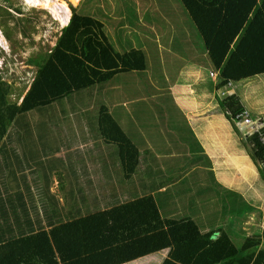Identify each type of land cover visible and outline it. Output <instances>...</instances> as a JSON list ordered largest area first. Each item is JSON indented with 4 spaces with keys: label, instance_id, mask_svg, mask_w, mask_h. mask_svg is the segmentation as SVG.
Instances as JSON below:
<instances>
[{
    "label": "crops",
    "instance_id": "1",
    "mask_svg": "<svg viewBox=\"0 0 264 264\" xmlns=\"http://www.w3.org/2000/svg\"><path fill=\"white\" fill-rule=\"evenodd\" d=\"M81 1L71 4L76 12L103 24L114 51L140 50L145 67L44 106L55 115L11 120L0 136V236L48 232L151 196L161 218L189 219L196 228L180 230V246L120 264H163L170 251L172 264H220L232 247L262 252L264 264V160L222 109L213 66V83L205 81L211 62L180 1L129 0L87 14L78 12ZM260 75L233 83L227 97L264 121ZM66 104L69 114L60 108ZM103 107L135 148L129 158L102 129Z\"/></svg>",
    "mask_w": 264,
    "mask_h": 264
},
{
    "label": "trees",
    "instance_id": "2",
    "mask_svg": "<svg viewBox=\"0 0 264 264\" xmlns=\"http://www.w3.org/2000/svg\"><path fill=\"white\" fill-rule=\"evenodd\" d=\"M179 1L203 40L220 86L264 74V0ZM68 8V23L60 29L54 45L29 60L35 73L19 104L8 100V86L0 80V136L18 114L102 83L117 72L144 69L140 50L114 51L99 20L78 14L72 5ZM0 11L15 21L21 20L13 14L22 15L20 7L10 0H3ZM0 30L9 41L1 25ZM221 107L231 112L241 109L235 99L228 97L221 101ZM99 114L102 129L118 144L121 155L129 158L130 152L135 153L129 139L105 107ZM250 138L258 148L255 155L264 160V143L257 136ZM183 228L196 226L189 219L161 218L152 197L145 196L52 227L48 232L0 236V264H120L174 243L180 246V240L185 239ZM232 249L226 259L219 255L220 264H261L262 252L253 257ZM174 257L176 254L170 251L163 264H172Z\"/></svg>",
    "mask_w": 264,
    "mask_h": 264
},
{
    "label": "rangeland",
    "instance_id": "3",
    "mask_svg": "<svg viewBox=\"0 0 264 264\" xmlns=\"http://www.w3.org/2000/svg\"><path fill=\"white\" fill-rule=\"evenodd\" d=\"M10 1L13 5L20 7L22 15L13 12L15 17L21 16V20L15 21L0 11V25L9 34L10 38L7 41L0 30V80L8 86V100L10 102H17L28 88L35 73V66L31 65L29 60L53 46L60 29L64 26H61L50 11L43 6L29 5L25 0ZM64 2L67 8L72 4L69 0H65ZM108 3L119 6L129 5L130 1L82 0L78 7V12L87 14L90 13V10H96L98 6L107 5ZM2 4L3 0H0V5ZM210 70L214 71L212 65L207 63L203 69V76L208 84H212L213 78H215L209 75ZM260 76H264V74ZM233 83L235 87H238L248 83V78ZM83 103L89 104L88 98H85ZM60 108L64 110L63 113H70V105L66 104ZM92 109L93 107H87L85 114H92ZM55 111L56 108L41 107L28 111L24 115L34 117L41 115L48 116L55 115ZM26 125L36 126L38 124L31 123Z\"/></svg>",
    "mask_w": 264,
    "mask_h": 264
},
{
    "label": "built area",
    "instance_id": "4",
    "mask_svg": "<svg viewBox=\"0 0 264 264\" xmlns=\"http://www.w3.org/2000/svg\"><path fill=\"white\" fill-rule=\"evenodd\" d=\"M210 75H213L211 72ZM232 82L227 81L221 86L219 92L222 97L231 94ZM231 122L237 127L244 137L257 136L258 141H264V121L260 116L252 115L250 112L241 108L238 111L227 112Z\"/></svg>",
    "mask_w": 264,
    "mask_h": 264
},
{
    "label": "bare ground",
    "instance_id": "5",
    "mask_svg": "<svg viewBox=\"0 0 264 264\" xmlns=\"http://www.w3.org/2000/svg\"><path fill=\"white\" fill-rule=\"evenodd\" d=\"M69 1L76 3L78 0ZM25 2L47 8L61 26H65L68 22L70 11L63 0H25Z\"/></svg>",
    "mask_w": 264,
    "mask_h": 264
}]
</instances>
